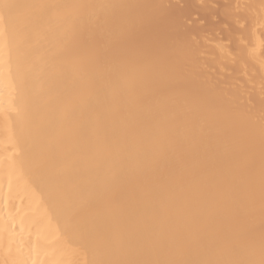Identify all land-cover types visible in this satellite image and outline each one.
Masks as SVG:
<instances>
[{
	"label": "bare ground",
	"instance_id": "bare-ground-1",
	"mask_svg": "<svg viewBox=\"0 0 264 264\" xmlns=\"http://www.w3.org/2000/svg\"><path fill=\"white\" fill-rule=\"evenodd\" d=\"M6 2L0 264H261L264 0Z\"/></svg>",
	"mask_w": 264,
	"mask_h": 264
},
{
	"label": "snow or ice",
	"instance_id": "snow-or-ice-1",
	"mask_svg": "<svg viewBox=\"0 0 264 264\" xmlns=\"http://www.w3.org/2000/svg\"><path fill=\"white\" fill-rule=\"evenodd\" d=\"M18 13V6L15 4L7 3L6 0H0V25H2L6 19H13ZM264 264V261H261Z\"/></svg>",
	"mask_w": 264,
	"mask_h": 264
},
{
	"label": "rangeland",
	"instance_id": "rangeland-1",
	"mask_svg": "<svg viewBox=\"0 0 264 264\" xmlns=\"http://www.w3.org/2000/svg\"><path fill=\"white\" fill-rule=\"evenodd\" d=\"M185 3H186V2H185ZM187 4H188V3H187ZM187 4H185V5L188 6ZM185 5H182V7L184 6L185 8H187ZM182 7H180V8L183 9ZM178 8H179V7H178ZM183 10H185V9H183ZM187 10H189V7H188ZM178 11H179V10H178ZM190 11H193V10L190 9ZM190 11H189V12H190ZM175 12H176V10H175ZM187 12H188V11H187ZM189 12H188V14L190 15L191 12H190V13H189ZM194 13H196V12L194 11V12H193V15H194ZM198 13H200V12H197L196 14H198ZM179 14H180V13H179ZM196 14H195V15H196ZM200 14H201V13H200ZM200 14L196 15L195 17H196V18H197V16L201 17ZM176 15H178V13H177ZM206 15H208V14H206ZM179 16H180V15H179ZM202 16H203V15H202ZM175 17H177V16H175ZM191 17L193 18V16H191ZM207 18H208V17H207ZM198 19H199V18H198Z\"/></svg>",
	"mask_w": 264,
	"mask_h": 264
}]
</instances>
